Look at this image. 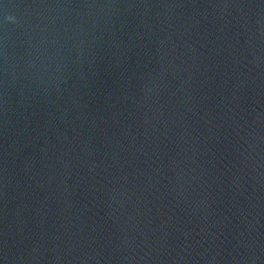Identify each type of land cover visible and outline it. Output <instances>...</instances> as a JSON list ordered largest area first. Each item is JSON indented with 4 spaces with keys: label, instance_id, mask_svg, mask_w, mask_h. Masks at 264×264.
<instances>
[{
    "label": "water",
    "instance_id": "obj_1",
    "mask_svg": "<svg viewBox=\"0 0 264 264\" xmlns=\"http://www.w3.org/2000/svg\"><path fill=\"white\" fill-rule=\"evenodd\" d=\"M0 264H264V0H0Z\"/></svg>",
    "mask_w": 264,
    "mask_h": 264
}]
</instances>
